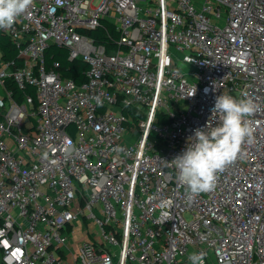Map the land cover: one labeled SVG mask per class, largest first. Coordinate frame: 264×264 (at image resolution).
Returning a JSON list of instances; mask_svg holds the SVG:
<instances>
[{
    "label": "built area",
    "instance_id": "1",
    "mask_svg": "<svg viewBox=\"0 0 264 264\" xmlns=\"http://www.w3.org/2000/svg\"><path fill=\"white\" fill-rule=\"evenodd\" d=\"M104 20L110 50L89 35ZM0 30L22 62L0 52V84L37 99H0V264H264V0H33ZM221 94L257 105L254 141L189 199L171 161Z\"/></svg>",
    "mask_w": 264,
    "mask_h": 264
},
{
    "label": "clouds",
    "instance_id": "2",
    "mask_svg": "<svg viewBox=\"0 0 264 264\" xmlns=\"http://www.w3.org/2000/svg\"><path fill=\"white\" fill-rule=\"evenodd\" d=\"M32 4L33 0H0V29L11 28ZM256 110L250 98L236 99L228 94L216 97L212 111L219 113V125L195 129L189 138L194 142L171 161L189 199L214 191L217 174L237 159L242 144L254 141L255 129L249 118ZM188 259L191 264H203L202 254L192 253Z\"/></svg>",
    "mask_w": 264,
    "mask_h": 264
},
{
    "label": "trees",
    "instance_id": "3",
    "mask_svg": "<svg viewBox=\"0 0 264 264\" xmlns=\"http://www.w3.org/2000/svg\"><path fill=\"white\" fill-rule=\"evenodd\" d=\"M111 34L114 38L118 36L117 31L113 27V24L104 20L100 26L89 32V35L93 36L96 42L102 43L106 46L108 50L117 47L115 42H111L109 35ZM0 52L1 59L6 61H14L17 65H21L22 62L18 58V52L15 48L11 39L0 30ZM68 51L64 46L59 47L55 44L49 45L45 52V62L49 67L53 62L59 63V75L62 78H71L77 84L85 81V72L88 69V64L81 59H68ZM5 87L11 92L12 99L21 102L24 95H28L32 98L33 108L37 105L35 88L31 85H27L24 89H20L18 85L11 79L7 78L5 80Z\"/></svg>",
    "mask_w": 264,
    "mask_h": 264
},
{
    "label": "rangeland",
    "instance_id": "4",
    "mask_svg": "<svg viewBox=\"0 0 264 264\" xmlns=\"http://www.w3.org/2000/svg\"><path fill=\"white\" fill-rule=\"evenodd\" d=\"M147 0H142V4H146ZM178 57L182 56V52H175ZM185 53V51H184ZM180 69H182L183 72H189V66L186 63L180 62V60L177 62ZM1 85V84H0ZM0 93H2V88L0 86ZM30 107V105H28ZM82 235L85 236L88 240H92L96 237L95 233L97 231V227L94 225L93 222L86 221V224L82 223ZM80 244V243H78Z\"/></svg>",
    "mask_w": 264,
    "mask_h": 264
},
{
    "label": "crops",
    "instance_id": "5",
    "mask_svg": "<svg viewBox=\"0 0 264 264\" xmlns=\"http://www.w3.org/2000/svg\"><path fill=\"white\" fill-rule=\"evenodd\" d=\"M1 86V88H2V93H0V99H4V97H5V94H6V87H5V85H0Z\"/></svg>",
    "mask_w": 264,
    "mask_h": 264
}]
</instances>
